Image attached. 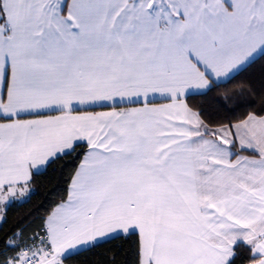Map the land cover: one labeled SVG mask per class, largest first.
I'll list each match as a JSON object with an SVG mask.
<instances>
[{"label":"snow or ice","instance_id":"snow-or-ice-1","mask_svg":"<svg viewBox=\"0 0 264 264\" xmlns=\"http://www.w3.org/2000/svg\"><path fill=\"white\" fill-rule=\"evenodd\" d=\"M0 264H264V0H0Z\"/></svg>","mask_w":264,"mask_h":264}]
</instances>
